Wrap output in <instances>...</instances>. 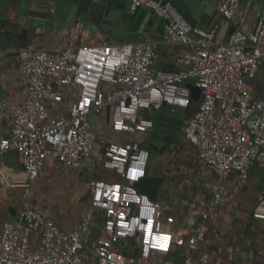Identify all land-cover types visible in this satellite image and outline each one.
I'll return each mask as SVG.
<instances>
[{
	"label": "built area",
	"instance_id": "obj_1",
	"mask_svg": "<svg viewBox=\"0 0 264 264\" xmlns=\"http://www.w3.org/2000/svg\"><path fill=\"white\" fill-rule=\"evenodd\" d=\"M208 1L233 25L226 43L218 41L219 25H191L169 1L131 0V9L167 21L162 43L183 47L177 71L155 66L158 44L150 40L41 48L22 58L23 101L0 98L5 187L29 197L46 165L90 169L99 144L109 176L89 180L90 207L71 229L32 206L2 220L0 264H241L216 257L211 246L229 178L247 181L253 167L264 170V6L250 26L253 0H244L240 14L243 0ZM251 79L259 80L257 95ZM187 83L199 88L198 101ZM162 103L180 107L184 120L182 137L159 154L161 162L170 169L194 151L214 176L208 200L184 211L135 187L150 174L143 144ZM13 149L18 167L3 161ZM252 215L264 220V187Z\"/></svg>",
	"mask_w": 264,
	"mask_h": 264
},
{
	"label": "rangeland",
	"instance_id": "obj_2",
	"mask_svg": "<svg viewBox=\"0 0 264 264\" xmlns=\"http://www.w3.org/2000/svg\"><path fill=\"white\" fill-rule=\"evenodd\" d=\"M93 119L94 117L91 116V120ZM143 145L145 146V143ZM95 152L96 157L99 158L100 144ZM184 155L186 160L172 167L175 171V179L181 180L186 188L191 186L192 192L198 191L206 202L214 176L207 172L194 151ZM150 164V173H164L159 155L150 157ZM95 168L96 172L101 170L99 163ZM92 178H94L92 168L84 167L74 171L64 169L62 166L49 167L43 171L33 187L31 202H35L42 211L54 219L74 220L90 207L88 182ZM263 183L264 170L255 169L250 173L247 181L234 180L227 185V191L219 207V218L212 240L213 245H216L217 254L218 244L222 249L216 257H231L241 264H264V220L251 216ZM179 192L182 196L181 190H174L173 193L180 196ZM157 197L160 195L157 194ZM164 197L161 198L173 203L170 196ZM27 203L29 204L30 200L24 197L22 188L3 187L0 183V224L2 219H10V213L26 206Z\"/></svg>",
	"mask_w": 264,
	"mask_h": 264
},
{
	"label": "water",
	"instance_id": "obj_3",
	"mask_svg": "<svg viewBox=\"0 0 264 264\" xmlns=\"http://www.w3.org/2000/svg\"><path fill=\"white\" fill-rule=\"evenodd\" d=\"M171 2L191 25L203 23L204 19L213 12L215 6L208 0H162ZM131 0H0V25L18 17L26 22L32 21V26L43 19L50 21L54 13L61 14L66 21L75 19L85 21L91 28L99 32L103 42L134 41L141 35H147L152 41L162 42L165 19L153 14L144 7L131 9ZM264 6V1L261 9ZM261 11V10H260ZM233 25L230 24L228 41ZM177 71L178 68L165 69ZM191 97L198 101L200 90L191 83H187ZM184 112L180 107L162 103L155 113L153 132L145 139L152 146L151 157L171 148L183 135L182 125ZM3 161L15 167L19 166L18 151L16 149L3 154ZM161 177L148 175L135 183V187L150 198L157 197ZM11 212V211H10ZM13 216L14 213H10Z\"/></svg>",
	"mask_w": 264,
	"mask_h": 264
},
{
	"label": "crops",
	"instance_id": "obj_4",
	"mask_svg": "<svg viewBox=\"0 0 264 264\" xmlns=\"http://www.w3.org/2000/svg\"><path fill=\"white\" fill-rule=\"evenodd\" d=\"M263 1L264 0H253L251 8L247 10L248 24L250 26L254 24L257 14L260 12L261 7L263 5ZM243 10H244V0L242 1V4L239 7L238 13L240 14L241 12H243ZM44 15H42L43 19L41 20L38 19L35 26H32L31 20H28V22H26L19 15L17 18L12 19L11 21H6L5 23H2V25H0V98L6 100L9 105L21 103L24 99L27 83L19 74V66L21 64L22 58L27 54H29L30 51H34L36 49H41V48L56 50L62 48L65 45H79L84 43L89 44L103 40V37L100 35V33L92 29L91 25L85 21L78 22L75 19L66 21L63 15L57 13H54L52 17H50V21H48L44 19ZM215 24L219 25L218 36H217L218 41L225 42L229 34L230 23L223 20L216 10L210 16L208 15L204 19L203 23H198L197 25L204 28H209ZM149 40L152 41L147 35H141L138 38H136L134 41L145 42ZM156 43L158 44L159 57L157 59L155 66L157 68L161 67L168 70L174 68H180L181 65L177 62V57L183 48L182 45L165 44L162 42H156ZM189 111L187 112V114L189 113ZM95 154H94L93 162L91 164L92 169L94 171V178H96V176H99V178L108 177L109 176L108 172H106L102 168L99 172H96L95 167L97 163H99L100 165V161L98 162L99 158L96 157ZM184 154L181 155L179 162L186 160V156ZM53 166L61 167V165L57 163L54 164ZM49 167L51 168V166L46 165L41 170L40 175L43 173L44 170H46ZM163 168H164L163 172L167 170V174L165 173L156 174V176H159L162 179V182L160 183V187L158 190V194L161 197L170 196L171 200H173V204L178 208L183 209V211L185 210V207L188 205V203H190L191 201L205 203L204 200L202 199L203 197H201V194L198 191L192 192L191 186L189 188H186L185 186H183L184 184L183 182H181V180L177 181L175 179V175H174L175 171H173L174 169L172 167L169 169V167L167 168V166L163 164ZM255 169L262 170V168L260 167H253L250 173H252V171H254ZM38 180L39 178L33 184L32 189L35 186V184L38 182ZM234 180L240 181L232 176L229 178L228 184ZM0 183L3 185V187H5L1 179H0ZM261 187L262 188L259 196L256 199V202L258 201V198L261 195V192L264 187V183ZM174 190L183 191L182 196L180 195V192H179L180 196H177L178 194L175 195V193H173ZM31 194H32V190H31ZM25 198H28L30 200V203L29 204L27 203L26 206H32L40 209V207L37 206L35 202H31V195ZM15 212L16 211H14V214L13 216L10 217V219L14 218ZM42 212L45 213L44 211ZM80 217L81 215L75 218L74 220H70V219L57 220L52 217L51 218L54 219L56 222H58L60 226L66 229H71L79 223ZM2 220H7V219H2ZM98 223L99 220L97 219L96 225ZM211 247L214 248L213 250L216 256L219 255L222 251V249L219 248V244L217 246L218 254L215 251L216 245H213Z\"/></svg>",
	"mask_w": 264,
	"mask_h": 264
},
{
	"label": "trees",
	"instance_id": "obj_5",
	"mask_svg": "<svg viewBox=\"0 0 264 264\" xmlns=\"http://www.w3.org/2000/svg\"><path fill=\"white\" fill-rule=\"evenodd\" d=\"M249 82L252 85V91L254 92L255 95H257L259 93V80L258 79H251ZM193 106H195V104H193ZM149 175L156 176V174H152V173H150ZM96 177H99V176H96ZM252 212H253V210H252ZM252 212H251V216L253 217Z\"/></svg>",
	"mask_w": 264,
	"mask_h": 264
},
{
	"label": "flooded vegetation",
	"instance_id": "obj_6",
	"mask_svg": "<svg viewBox=\"0 0 264 264\" xmlns=\"http://www.w3.org/2000/svg\"><path fill=\"white\" fill-rule=\"evenodd\" d=\"M147 137H148V136H146L145 139H146ZM145 139H144V143L147 144V146H148L150 149H152V146H151L150 144L146 143V142H145ZM169 149H170V148L168 147V149H166V151L169 150ZM166 151H164V152H166Z\"/></svg>",
	"mask_w": 264,
	"mask_h": 264
}]
</instances>
